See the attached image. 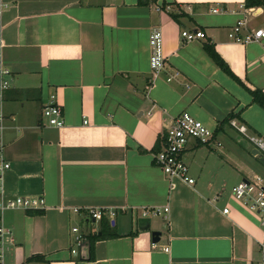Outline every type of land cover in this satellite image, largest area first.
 Wrapping results in <instances>:
<instances>
[{
    "label": "crops",
    "instance_id": "crops-1",
    "mask_svg": "<svg viewBox=\"0 0 264 264\" xmlns=\"http://www.w3.org/2000/svg\"><path fill=\"white\" fill-rule=\"evenodd\" d=\"M139 1L0 0V60L11 71L5 191L46 203L5 214L16 264H259L260 218L234 187L264 177V157L237 129L245 125L248 134L264 136V108L251 92H264V39L240 42L230 33L240 19L242 33L264 29V4ZM170 11L185 15L176 21ZM154 29L162 31L166 55L156 77ZM184 30L205 37L187 41ZM52 95L62 127L45 120ZM183 111L221 143L190 144L184 160L193 184L168 178L153 156ZM92 209L101 216L94 218ZM102 226L115 237L97 240L89 259L80 257V247L73 252L78 234L86 240ZM150 231L161 233L157 243ZM35 255L44 260L31 261Z\"/></svg>",
    "mask_w": 264,
    "mask_h": 264
},
{
    "label": "built area",
    "instance_id": "built-area-1",
    "mask_svg": "<svg viewBox=\"0 0 264 264\" xmlns=\"http://www.w3.org/2000/svg\"><path fill=\"white\" fill-rule=\"evenodd\" d=\"M1 8V6H0ZM218 10V9H216ZM245 20L240 19L230 33V36L240 42H262L264 39V29L242 33ZM182 37L187 41L205 37V33L200 30H184ZM150 67L152 74L156 77L164 68L166 55L163 51V34L160 29H154L150 34ZM11 71L6 68L0 60V264H4L6 253L15 244L12 230L5 224V213L10 210H31L44 209L45 199L34 198L24 195H8L5 191L6 175L12 168V161L6 155L7 143L5 132L7 124L5 119V92L11 87L9 78ZM62 108L52 95L43 109L44 116L48 118V124L55 127L64 125ZM236 125L234 121H231ZM237 129L244 134L254 145L258 153L264 157V136L248 134L245 125L237 126ZM196 142L199 145H220L216 140V133L206 126L202 121L195 118L188 111H183L177 115L174 121L167 126L164 136L163 146L154 153V161L171 180L179 178L188 184L195 183V179L190 175L189 165L184 160V154L189 149L190 144ZM234 194L238 199L244 201L251 210L256 212L260 218V228L262 237L258 240L261 253L259 264H264V177L256 175L253 179L241 181L234 187ZM163 211L168 212L169 207L157 208L156 214ZM229 208L224 209L228 212ZM94 218L101 216L100 210H91ZM144 214H147L145 212ZM78 232V228H74ZM85 240L82 234L75 237V248L77 253L81 243ZM169 248H166L168 251Z\"/></svg>",
    "mask_w": 264,
    "mask_h": 264
},
{
    "label": "trees",
    "instance_id": "trees-1",
    "mask_svg": "<svg viewBox=\"0 0 264 264\" xmlns=\"http://www.w3.org/2000/svg\"><path fill=\"white\" fill-rule=\"evenodd\" d=\"M151 0H140L139 3L140 4H148ZM154 1V0H153ZM264 4V0H246V6L252 7V6H259V5H263ZM166 5L164 4V7ZM170 15L172 18H174L176 21H178L180 19L181 16L185 15L184 11H180V12H174V11H170ZM205 49L207 51V53L210 55V57L216 62V64L225 72L229 73V74H233L232 71L230 70L229 66L226 64V62L222 59V57L216 52L214 46H212L211 44H205ZM252 92V96H253V100L254 102L258 103L260 106H262L264 108V92L262 90H254L251 91ZM234 114H231L226 121L234 118ZM219 130V129H218ZM32 214H42L43 210H36V211H32ZM111 237H115L114 234L109 233L106 231V229L104 228V226H102L101 230L99 233L96 234H89L88 239H90L91 241V250L93 253V247L94 244L97 240L100 239H105V238H111ZM91 253V254H92ZM31 261H38V260H44V257L41 255H35L32 256L30 258Z\"/></svg>",
    "mask_w": 264,
    "mask_h": 264
},
{
    "label": "water",
    "instance_id": "water-1",
    "mask_svg": "<svg viewBox=\"0 0 264 264\" xmlns=\"http://www.w3.org/2000/svg\"><path fill=\"white\" fill-rule=\"evenodd\" d=\"M257 153H258V151H257ZM6 155L8 157V147H6ZM149 227H150V225L147 228H149ZM147 234L150 237V240L152 241V243H157L160 240L161 233L159 231H150ZM90 252H91V241H90V239H86L85 241L82 242V244L80 246V257L82 259H89L90 258Z\"/></svg>",
    "mask_w": 264,
    "mask_h": 264
},
{
    "label": "rangeland",
    "instance_id": "rangeland-1",
    "mask_svg": "<svg viewBox=\"0 0 264 264\" xmlns=\"http://www.w3.org/2000/svg\"><path fill=\"white\" fill-rule=\"evenodd\" d=\"M45 120L47 121V123H48V118L46 117L45 118ZM264 167V166H263ZM262 175H264V172L263 173H261ZM7 212H9V211H7ZM6 212V213H7ZM5 213V214H6ZM13 260V261H12ZM16 264V254H15V250H13V248L10 250V251H8L7 253H6V257H5V264Z\"/></svg>",
    "mask_w": 264,
    "mask_h": 264
}]
</instances>
